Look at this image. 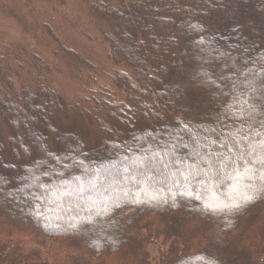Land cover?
Returning <instances> with one entry per match:
<instances>
[{
	"label": "trees",
	"instance_id": "trees-1",
	"mask_svg": "<svg viewBox=\"0 0 264 264\" xmlns=\"http://www.w3.org/2000/svg\"><path fill=\"white\" fill-rule=\"evenodd\" d=\"M83 1L113 70L105 86L88 78L79 104L103 138L117 139L89 152L77 133L57 128L66 110L52 87L55 68L0 46L9 134L0 146V264H151L158 241L154 264H264V171L237 182L222 165L219 176L209 167L235 153L232 138L264 158V0ZM184 156L212 175L155 163L147 178L140 172L120 187L106 180ZM95 180L112 193L103 186L66 203ZM13 235L26 239L3 243Z\"/></svg>",
	"mask_w": 264,
	"mask_h": 264
},
{
	"label": "rangeland",
	"instance_id": "rangeland-1",
	"mask_svg": "<svg viewBox=\"0 0 264 264\" xmlns=\"http://www.w3.org/2000/svg\"><path fill=\"white\" fill-rule=\"evenodd\" d=\"M125 32L129 33V30L126 29ZM0 46L22 54L24 57L25 55H33L38 59L40 57L47 61L52 68H55L52 87L66 110L61 116L54 117V125L57 128L60 129L61 126L65 131L77 133L82 138L86 146L85 149L89 152L95 151L100 139L107 141L113 138V140L117 139L114 135H107L106 138H103V133L98 130L90 111L87 110L88 106L79 104L84 95L82 89L86 86V80L91 78L90 87L108 85L109 81L105 75H110L113 70L106 58L107 47L99 36L96 22L83 0H0ZM138 51V49H134L136 55H139ZM56 52L58 53L56 54ZM68 54L71 58L73 54L74 60L70 59ZM63 56L69 59L67 60ZM10 67L12 73L16 75L17 68L12 65ZM19 76L21 80L26 79L22 72H19ZM14 82L17 87L19 82L16 77ZM76 104H79V109H72V106ZM33 117L36 121L37 117ZM56 119L59 121L58 124L55 123ZM12 132L17 139L21 138L20 132H16L15 129ZM8 139V129L0 114V146L3 149L7 147ZM125 152L129 154L132 151L130 149ZM200 153L201 151L196 148L195 154ZM185 157L176 161L172 160V162L167 161L166 158L163 160L155 158L150 161L148 167L147 165H139V168L131 167L129 168L131 173L127 172L124 176L120 172H112L106 180L110 181L111 187H120L128 182L131 175L138 176V173L141 172L147 178L146 175H150L153 170L150 167L151 164L154 166L155 163H159L162 170L167 171H174L180 167L187 169L190 165H195L202 171L201 179H208L212 175L207 170L206 162L203 163L199 160L200 164H198L192 159L186 161ZM135 169H139L138 172L134 171ZM43 170H49V168H43ZM1 179L3 180V178ZM92 182V187L83 186V190L77 193V199L71 200L70 197H67L70 200L66 203L73 202L74 205L82 197L81 192L84 191L95 195L98 191L97 188H103L106 183L104 180ZM16 186H18L17 182ZM104 190L105 193H112L107 187ZM17 193L15 191L16 195ZM43 194L42 191L40 195L43 196ZM100 200L104 201L103 198ZM24 239L26 238L18 235H13L9 239L2 238L5 244L19 243ZM158 244H160L159 241L156 245L149 246L151 264L155 263Z\"/></svg>",
	"mask_w": 264,
	"mask_h": 264
},
{
	"label": "snow or ice",
	"instance_id": "snow-or-ice-1",
	"mask_svg": "<svg viewBox=\"0 0 264 264\" xmlns=\"http://www.w3.org/2000/svg\"><path fill=\"white\" fill-rule=\"evenodd\" d=\"M251 119V117H249ZM243 140H247L248 137H242ZM227 142L225 144H221L220 147H226ZM264 147V146H262ZM235 148V153L233 155H226L224 153H220L217 157V162L214 164H210V168H217V175H220V166L222 165L224 169H229V175L231 178L237 180L239 182L242 178L252 180L259 172L264 171V168L257 169L253 171L255 164L262 163L264 164V158H253L252 154L255 152V149L252 148L250 144L241 145L240 141L235 138L231 139V147H229V152H232V149ZM210 156L216 155L214 153H209ZM241 166H243V171H241ZM235 173V175H232ZM244 173H247L245 176ZM196 172L192 169L188 170V175L191 178H195ZM184 175V173H181ZM246 199H251V197H246Z\"/></svg>",
	"mask_w": 264,
	"mask_h": 264
}]
</instances>
